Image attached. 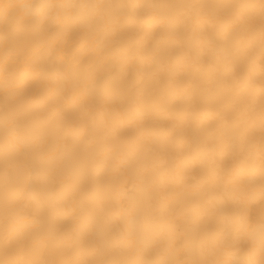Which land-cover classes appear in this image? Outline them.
Listing matches in <instances>:
<instances>
[{
	"label": "bare ground",
	"instance_id": "bare-ground-1",
	"mask_svg": "<svg viewBox=\"0 0 264 264\" xmlns=\"http://www.w3.org/2000/svg\"><path fill=\"white\" fill-rule=\"evenodd\" d=\"M0 264H264V0H0Z\"/></svg>",
	"mask_w": 264,
	"mask_h": 264
}]
</instances>
